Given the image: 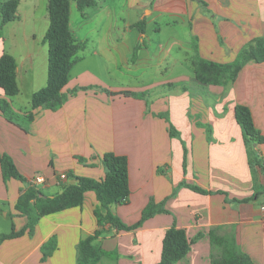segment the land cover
I'll return each instance as SVG.
<instances>
[{
  "label": "crops",
  "instance_id": "1",
  "mask_svg": "<svg viewBox=\"0 0 264 264\" xmlns=\"http://www.w3.org/2000/svg\"><path fill=\"white\" fill-rule=\"evenodd\" d=\"M18 1L17 19L10 23L32 22L39 50L22 61L11 55L18 63L19 95V80L29 77L32 98L48 82L49 46L43 40L50 26L49 0ZM142 4L151 12L144 15ZM73 9L79 11L82 26L91 21L94 27L81 42L83 55L63 90L67 101L56 111L32 110L31 104L16 109L33 112L28 132L0 111V160L10 156L28 181L5 180L0 161V221L10 219L16 232L27 226L28 217L16 204L36 174L46 179L36 189L53 197L61 192L62 173L104 179L102 157L114 153L129 161L130 202L116 205L113 213L132 225L150 202L164 204L168 211L156 213L135 231L106 227L110 233L100 243L105 251L118 252V264H158L163 239L174 223L191 242L188 255L175 264H212L209 231L218 226L233 229L242 251L254 264H264V143L254 146L261 163L252 169L235 118L237 105L249 107L264 136V62L245 63L226 85L201 84L193 64L198 59L232 63L243 48L264 37V0H99L84 11L72 0L74 35ZM122 11L126 18L119 26ZM164 15L176 18L184 32L148 39L150 25ZM142 22L144 32L136 27ZM13 30L0 37V57L8 37L11 48H19ZM153 30L161 32L160 26ZM40 52L45 69L38 75ZM31 70L33 75L25 76ZM0 98H6L1 88ZM170 123L177 136L170 135ZM98 205L96 194L88 192L83 206L42 217L33 235L0 245V264H77L80 241L98 228ZM12 231L1 229L0 234ZM51 239L54 244L48 246ZM44 246L51 249L46 257Z\"/></svg>",
  "mask_w": 264,
  "mask_h": 264
},
{
  "label": "trees",
  "instance_id": "2",
  "mask_svg": "<svg viewBox=\"0 0 264 264\" xmlns=\"http://www.w3.org/2000/svg\"><path fill=\"white\" fill-rule=\"evenodd\" d=\"M98 1L77 0V6L80 11H84L97 5ZM71 3L72 0H49L50 26L43 40L49 46L48 82L46 87L32 95V110L46 108L56 111L67 101V96L63 93V90L69 83L70 72L78 58V53L85 48V44L78 43L74 39L70 28ZM18 7V0H9L0 4L1 28L17 19ZM144 24L145 22H142V24H137L136 27L144 32ZM249 61L264 62V37L257 38L243 48L237 59L229 64H219L203 59L194 60L195 78L203 85H226L235 81L244 64ZM17 75L18 63L15 57L5 52L0 57V88L4 91L6 98H0V111L10 123L28 132L31 123L35 119L33 112L31 111L25 115L17 114L13 111L10 101L11 98L20 93ZM171 86L173 84H170ZM82 89L86 90L88 88ZM122 94L137 98L143 96L130 92ZM161 117L169 121L167 114ZM235 118L242 129L250 166L253 169L261 163V159L254 151V146L256 143L263 144L264 136L256 128L249 107L237 105L235 107ZM170 135L172 137L178 135V131L171 123ZM0 161L5 180L14 178L28 182L20 174L10 156L4 154L1 156ZM80 161L83 162L84 160L80 158ZM102 162L106 170L104 179L96 180L70 173L67 181H59L62 190L53 197L28 186L16 204V210L28 217V224L19 232L13 230L9 234H0V245L8 239L18 238L26 233L33 235L42 217L81 207L84 204L86 193L94 192L99 202L94 211L98 228L93 235L80 241L77 247V264H103L104 260L108 264H118V252L105 251L100 243V239L110 233L106 227L109 226L117 231H135L141 228L156 213H168V211L164 208V204L158 205L150 202L143 210L139 221L132 225L125 224L113 213L112 207L114 205H127L130 202L128 158L114 153H106L102 157ZM189 187L198 193H208L197 186ZM209 237L212 248V264H254L250 257L242 251L233 229L229 230L224 226L214 227L209 231ZM54 241V239H51L48 246L53 245ZM46 247L44 246L43 249H47ZM190 249L191 242L186 231L174 223L163 239L162 255L158 264H175L184 259ZM50 254L51 249L48 248L44 251L45 257Z\"/></svg>",
  "mask_w": 264,
  "mask_h": 264
},
{
  "label": "rangeland",
  "instance_id": "3",
  "mask_svg": "<svg viewBox=\"0 0 264 264\" xmlns=\"http://www.w3.org/2000/svg\"><path fill=\"white\" fill-rule=\"evenodd\" d=\"M74 6V5H73ZM145 7L144 4L141 5V7ZM144 15H146L148 12H151V9H147V7L144 8ZM126 18V16L122 14L119 16V21H117V23L119 24V26L123 25V21ZM1 19V18H0ZM72 20L74 21V39L78 42L81 43L84 36L86 35V33H89V31L94 27L93 23H91V21L87 24V25H83L80 23L81 18H80V14L79 11H77L76 9H73V15H72ZM176 20V18H172L171 16L168 15H164L162 17H158L157 19V25H153L151 24L149 27V35H148V39L149 38H153V39H160V38H168L169 34L174 33L175 36L178 35V32H180L179 30H182L180 32L183 33V25L180 23H174V21ZM173 25H176L175 27H172ZM157 26H160L161 28V32H155L153 29ZM14 29V30H13ZM11 30L15 31L17 33V37L16 41H18L19 43V48L17 50H13L11 48V38L8 37V39L5 42V49L6 52L9 54H13L18 60L22 61L23 59L26 58L27 54H33L36 53L39 49L36 45V42L34 41V37H33V33H34V26L33 23L28 21L26 23H20V22H14V23H10L7 25V27L4 29H2L0 27V37L5 36L6 34H8V36L11 33ZM94 35H96V33H94ZM40 36V34H39ZM40 57L38 58V62L36 65V72L37 74L41 75L45 69V62H44V58L43 57V53L40 52ZM82 57L83 55V50H81L78 53L77 57ZM85 56H88V54L86 53ZM27 66H29V63H27ZM29 71V70H26ZM25 71V72H26ZM34 71V75L36 77L35 74V70ZM33 71L31 70L30 72H28V74L25 73V76H28L29 73H31L33 75ZM29 77L26 78V81L23 82L22 80H19L22 92L18 97H13L11 99L12 103V109L15 113L20 114V112H17V110H19V108L24 107L25 105H29L30 108V104H31V91H32V86L29 83ZM36 86L39 87V84L36 83ZM17 109V110H16ZM24 109V108H22ZM21 111V110H20ZM20 115H25V114H20ZM60 189L62 190V188L60 187ZM116 208V205H114L112 207V211ZM2 215L0 213V220L2 219ZM4 222L0 224V230L1 229H5L9 231H12V222L10 219L7 220H3ZM5 227V228H4ZM48 248V247H46ZM47 249H43V253L44 251H46ZM108 264V262L106 260L103 261V264Z\"/></svg>",
  "mask_w": 264,
  "mask_h": 264
},
{
  "label": "built area",
  "instance_id": "4",
  "mask_svg": "<svg viewBox=\"0 0 264 264\" xmlns=\"http://www.w3.org/2000/svg\"><path fill=\"white\" fill-rule=\"evenodd\" d=\"M58 179L59 181L65 182L68 180V174L62 173L59 175ZM45 183H46V179L41 174H36L33 178L29 180V184L34 188L40 187L41 185H44ZM261 209L264 211V203L262 204Z\"/></svg>",
  "mask_w": 264,
  "mask_h": 264
},
{
  "label": "water",
  "instance_id": "5",
  "mask_svg": "<svg viewBox=\"0 0 264 264\" xmlns=\"http://www.w3.org/2000/svg\"><path fill=\"white\" fill-rule=\"evenodd\" d=\"M74 183V182H73Z\"/></svg>",
  "mask_w": 264,
  "mask_h": 264
}]
</instances>
